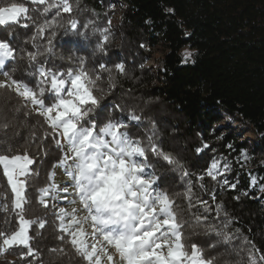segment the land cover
<instances>
[{"label": "snow or ice", "instance_id": "1", "mask_svg": "<svg viewBox=\"0 0 264 264\" xmlns=\"http://www.w3.org/2000/svg\"><path fill=\"white\" fill-rule=\"evenodd\" d=\"M83 11L81 0H0V75L7 77L0 81V97L6 102L0 120L4 181L0 254L15 251L22 264H45L34 241L48 220L29 215L35 204L51 212L58 222L56 238L82 264H264V251L242 236L240 229L232 231L223 203L216 202L213 208L200 195L204 192L217 200L206 178L237 188L225 177L232 170L226 158L212 159L193 180L181 159L165 149L155 127L148 134L134 135L123 120L98 121L89 112L96 107L102 115L104 106L95 85L105 73L127 75L123 62L112 61L111 67L101 62L89 68L86 58L75 57L64 70L47 66L46 59L55 55L57 30H78L76 15ZM94 31L102 37L98 51L105 52L110 29ZM191 56L185 52V61ZM21 63L26 67L16 74ZM109 87L115 88L116 83ZM21 115L26 137L12 123ZM33 118L34 123H29ZM129 119L139 124L142 117L133 111ZM49 145L56 149L55 156ZM208 147L205 144L196 152ZM152 157L161 167L179 169L181 178H188L183 191L164 187L174 184L175 176L158 174ZM241 157L250 159L247 152ZM58 169L67 177L62 184L56 179ZM251 184H259L264 193V183L252 177ZM49 253L57 258L68 255L61 247ZM244 253L246 258L241 259Z\"/></svg>", "mask_w": 264, "mask_h": 264}, {"label": "trees", "instance_id": "2", "mask_svg": "<svg viewBox=\"0 0 264 264\" xmlns=\"http://www.w3.org/2000/svg\"><path fill=\"white\" fill-rule=\"evenodd\" d=\"M114 3L122 10L117 12ZM81 7L85 11L76 15L81 26L67 32L57 30L55 55L46 59L47 66L64 70L70 61L60 57L70 55L86 58L89 68L101 62L109 67L112 61L123 62L127 75L114 73L118 83L102 102L104 112L112 110L114 120L128 123L134 135L148 134L155 127L165 149L181 159L193 180L203 174L212 159L226 158L232 170L225 177L237 188L232 190L206 178L208 190L216 194L217 200L213 202L204 192L200 195L213 208L216 202L223 203L232 231L240 229L242 236L264 251V193L259 191V184H251L252 174L264 183V0H81ZM89 20L93 21L91 25ZM104 28L110 29V38L106 51L100 52L97 45L102 37L94 29ZM160 43L166 50L162 66L153 72L146 62L153 58L154 48ZM185 48L192 53L187 61ZM25 67L19 64L16 74ZM5 103L0 97V120ZM133 111L142 117L139 124L129 119ZM223 113L250 125L255 143L238 135L231 125H222ZM24 122L23 115L12 120L26 137ZM28 122L34 123V118ZM205 144L209 147L197 153L196 149ZM49 150L52 156L57 154L51 145ZM244 150L255 155L254 169L242 161ZM164 170L168 177L175 176V183L164 187L183 191L188 178L182 179L179 169ZM38 183H43V172ZM3 185L0 178V191ZM245 192L247 195H243ZM237 196L239 200L234 199ZM29 215L48 220L42 235L34 241L45 264H82L56 238L58 222L50 211L45 213L33 204ZM211 215L217 224L222 223L214 213ZM236 244L240 246L242 241ZM56 247L64 248L68 255L57 258L50 254L49 249ZM7 254L14 260L0 259V264H22L17 252ZM244 258L246 253L241 255Z\"/></svg>", "mask_w": 264, "mask_h": 264}, {"label": "rangeland", "instance_id": "3", "mask_svg": "<svg viewBox=\"0 0 264 264\" xmlns=\"http://www.w3.org/2000/svg\"><path fill=\"white\" fill-rule=\"evenodd\" d=\"M114 8L117 10V12L122 8L121 6L117 5L116 3H114ZM116 12V15H117ZM166 50V46L163 43L158 44L155 48H154V56L152 59L148 60L146 62L147 66L151 67V71H155V68L158 66H162V58H163V54ZM185 52H191L188 48H185L184 50V54ZM31 107V106H30ZM222 125L224 126H229L231 125L234 130L236 131V133L240 136H244V138H248L250 139L251 143H255L254 139V134H253V130L252 127L240 120H238L237 118L228 115L227 113H223V121L221 122ZM243 152H247L248 156L250 157V159L248 160H244L242 158V161L244 162V164L250 168V169H254L256 162L254 161L255 155L250 153V151L248 150H244ZM149 172H151V170H148ZM252 177H255L257 180V177L255 174H252ZM57 182L58 183H64L67 180V177L65 175H63V169H58L57 171ZM62 206H67V202H61ZM10 259V260H14V257L11 255L6 254H0V259Z\"/></svg>", "mask_w": 264, "mask_h": 264}, {"label": "clouds", "instance_id": "4", "mask_svg": "<svg viewBox=\"0 0 264 264\" xmlns=\"http://www.w3.org/2000/svg\"><path fill=\"white\" fill-rule=\"evenodd\" d=\"M74 58L75 57L73 55L66 56V57L65 56L60 57L61 60H68V61H72L73 63L75 62ZM93 75H95V74L93 73ZM5 79H7V77L0 75V81H3ZM113 82L118 83L114 74H112L111 76H108L100 84L95 85L96 96L98 97V99L101 102H103L107 98V96L110 95L109 85ZM103 85H107V87H104ZM112 103H115V101H113ZM123 104H124V101L121 100V106ZM122 110H128V109L122 108ZM89 112H91L98 121H100V120H103V121L114 120V116H115V113L112 110H109V111H107V113H105L104 109H101V112H102V115H101L97 112L96 107H92L91 109H89ZM151 163L156 165V171H159L160 175H166V171L164 170V167L160 166L159 162L156 160L155 157H153V160L151 161Z\"/></svg>", "mask_w": 264, "mask_h": 264}, {"label": "built area", "instance_id": "5", "mask_svg": "<svg viewBox=\"0 0 264 264\" xmlns=\"http://www.w3.org/2000/svg\"><path fill=\"white\" fill-rule=\"evenodd\" d=\"M149 23H151V21H149Z\"/></svg>", "mask_w": 264, "mask_h": 264}]
</instances>
